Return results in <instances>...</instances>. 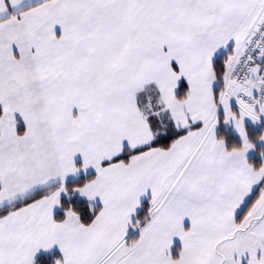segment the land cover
I'll return each mask as SVG.
<instances>
[{"label": "snow or ice", "instance_id": "snow-or-ice-1", "mask_svg": "<svg viewBox=\"0 0 264 264\" xmlns=\"http://www.w3.org/2000/svg\"><path fill=\"white\" fill-rule=\"evenodd\" d=\"M0 264H264V0H0Z\"/></svg>", "mask_w": 264, "mask_h": 264}]
</instances>
